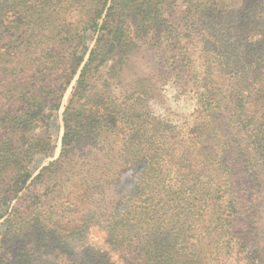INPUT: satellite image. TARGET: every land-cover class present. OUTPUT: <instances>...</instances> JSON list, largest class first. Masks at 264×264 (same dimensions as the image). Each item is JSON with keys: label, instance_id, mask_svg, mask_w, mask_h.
I'll return each instance as SVG.
<instances>
[{"label": "trees", "instance_id": "16d2710c", "mask_svg": "<svg viewBox=\"0 0 264 264\" xmlns=\"http://www.w3.org/2000/svg\"><path fill=\"white\" fill-rule=\"evenodd\" d=\"M164 2L0 0V264H55L46 255L56 251L82 264H114L106 252L75 251L92 226L125 264H228L244 244L234 233L244 203L231 189L229 159L264 193V36L253 41L243 32L264 9L258 1L192 0L182 31ZM131 17L142 37L157 33L159 43L200 39L198 59L189 49L183 57L195 102L188 127L139 107L142 93L122 100L105 84L97 88L103 70L119 78L138 47ZM86 145L98 152L76 161ZM38 156L53 159L36 165ZM29 182L54 191L26 200L29 193L19 194ZM75 187L81 208L63 201ZM259 200L249 216L260 213L263 224L246 264H264ZM72 211L81 215L68 217Z\"/></svg>", "mask_w": 264, "mask_h": 264}, {"label": "rangeland", "instance_id": "374dc122", "mask_svg": "<svg viewBox=\"0 0 264 264\" xmlns=\"http://www.w3.org/2000/svg\"><path fill=\"white\" fill-rule=\"evenodd\" d=\"M192 0H165L163 4L164 14L169 18L171 22L179 29L184 31L188 27V17L192 13V9L187 11V5L190 6ZM242 1V0H241ZM246 4L251 7L252 1H258V6L264 9V0H244ZM199 1H197L198 3ZM189 3V4H188ZM199 10V9H198ZM191 11V12H190ZM260 11V10H259ZM261 12V11H260ZM264 17L259 19L246 20L243 26L244 36L249 39L256 41L262 39L264 36ZM130 27L133 32V37L138 44V47L130 54L129 60L125 70L121 73L119 78H112L109 76L107 70H103L101 76L97 79V88H102L105 84L111 89L113 93L120 94L122 100L132 96L133 93L140 95L142 93V99L139 100V107L151 109L155 115H162L167 118H172L184 127H188L190 119H192V112L195 106L193 100V86L191 83V75H188L184 71H187L186 60L183 59L184 53L189 50H194V58L197 60L199 57V38L190 42V39L182 40L178 42L174 37L167 36L163 38L162 42H158V34L149 32L148 35L142 37L137 29V24L134 18H130ZM176 35V34H175ZM175 44V45H173ZM195 46L194 49L191 47ZM76 76L72 85L67 89L63 104L66 105L70 98L73 86L76 84L78 79ZM110 77V78H108ZM106 81H109L106 82ZM125 96V97H124ZM125 100V99H124ZM65 110L63 106L60 109V123L59 127L53 129L54 136L57 138V148L55 150L54 158L60 155L62 149V136L64 133V124L62 121V114ZM98 149L96 147L82 146L76 154V161H84V155H96ZM91 156V157H93ZM90 157V159H91ZM53 158H44V156H38L35 163L39 165L42 162V166L48 164ZM93 159V158H92ZM230 163L234 167L232 176L231 189L236 190V195L242 196L240 199L244 203L242 207L243 211L238 219V223L235 226V237L236 239L243 241L244 244L239 245L235 249V254L231 259L226 262L228 264H246V260L243 257L246 255V251L256 249L254 241L260 237V231L263 224V217L260 213L253 219L249 214L256 208H251V204L256 202V199L260 198L259 201H264V193L260 189L258 180L251 176L246 169L241 167L235 159L232 157L229 159ZM239 168V169H238ZM78 169V166H77ZM35 173L34 176L37 175ZM30 185L28 189L20 192V196L29 193V196L25 197L26 200L30 199L33 192H39L41 194L52 193L53 189H47L48 186H42L36 182ZM58 184V183H55ZM55 189V188H54ZM236 197V196H235ZM57 200V199H56ZM55 200V201H56ZM70 204L76 205L77 208H81V191L79 188H72L70 194L63 199ZM248 201H253L247 203ZM17 202L14 201V204ZM259 203V202H258ZM261 204V202H260ZM28 204L23 203L22 207L25 210ZM43 208L38 212V216L42 217ZM260 211V210H259ZM79 211L69 212L68 217L80 216ZM254 226L257 229L251 231ZM2 229V228H1ZM0 229V232H1ZM31 238V242L36 240V237ZM78 253H83L92 249L94 251L108 253L110 261L114 264H125L119 257V253L113 250L109 244L108 236L98 226H92L88 229L87 236L84 242V246L80 244L76 245ZM239 248H241L239 250ZM55 257L46 255L56 262L55 264H82V260L78 256L67 257L62 255L59 251L54 252ZM44 264L49 262L44 261Z\"/></svg>", "mask_w": 264, "mask_h": 264}, {"label": "water", "instance_id": "95a60500", "mask_svg": "<svg viewBox=\"0 0 264 264\" xmlns=\"http://www.w3.org/2000/svg\"><path fill=\"white\" fill-rule=\"evenodd\" d=\"M79 75V74H78Z\"/></svg>", "mask_w": 264, "mask_h": 264}]
</instances>
